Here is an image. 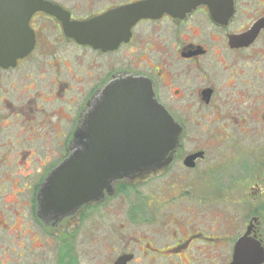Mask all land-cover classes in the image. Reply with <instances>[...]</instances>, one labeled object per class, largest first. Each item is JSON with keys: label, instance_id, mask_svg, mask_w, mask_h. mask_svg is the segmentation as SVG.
Returning <instances> with one entry per match:
<instances>
[{"label": "flooded vegetation", "instance_id": "obj_1", "mask_svg": "<svg viewBox=\"0 0 264 264\" xmlns=\"http://www.w3.org/2000/svg\"><path fill=\"white\" fill-rule=\"evenodd\" d=\"M35 1L32 51L0 68V264H264V0ZM129 78L181 129L171 163L42 212L89 111Z\"/></svg>", "mask_w": 264, "mask_h": 264}, {"label": "water", "instance_id": "obj_2", "mask_svg": "<svg viewBox=\"0 0 264 264\" xmlns=\"http://www.w3.org/2000/svg\"><path fill=\"white\" fill-rule=\"evenodd\" d=\"M35 0H0V68L15 67L34 47L29 19ZM125 37L84 35L96 46ZM98 109L89 111L80 139L56 166L38 194L42 212L68 213L113 194V184L128 178L142 182L167 167L181 140V129L159 106L147 81L115 80L103 92Z\"/></svg>", "mask_w": 264, "mask_h": 264}, {"label": "rangeland", "instance_id": "obj_3", "mask_svg": "<svg viewBox=\"0 0 264 264\" xmlns=\"http://www.w3.org/2000/svg\"><path fill=\"white\" fill-rule=\"evenodd\" d=\"M61 150H59V153H60ZM36 169V168H35ZM35 169L33 171H35Z\"/></svg>", "mask_w": 264, "mask_h": 264}]
</instances>
